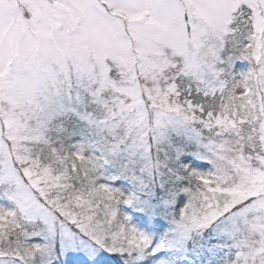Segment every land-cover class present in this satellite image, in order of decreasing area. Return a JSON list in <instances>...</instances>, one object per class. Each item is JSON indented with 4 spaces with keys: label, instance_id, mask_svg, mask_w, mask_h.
Here are the masks:
<instances>
[{
    "label": "snow or ice",
    "instance_id": "1",
    "mask_svg": "<svg viewBox=\"0 0 264 264\" xmlns=\"http://www.w3.org/2000/svg\"><path fill=\"white\" fill-rule=\"evenodd\" d=\"M0 264H264V0H0Z\"/></svg>",
    "mask_w": 264,
    "mask_h": 264
}]
</instances>
